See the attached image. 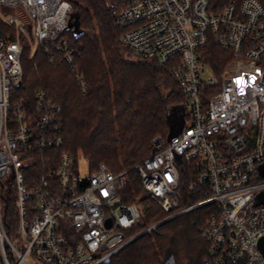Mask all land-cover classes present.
<instances>
[{
	"label": "built area",
	"instance_id": "built-area-1",
	"mask_svg": "<svg viewBox=\"0 0 264 264\" xmlns=\"http://www.w3.org/2000/svg\"><path fill=\"white\" fill-rule=\"evenodd\" d=\"M122 1L120 41L138 57L172 65L191 117L179 132L154 137L133 166L143 188L175 212L189 176L188 188L202 198L171 217L206 206L201 264H262L264 0ZM71 8L69 0H0L9 17L0 18V264H101L136 235H124L140 215L135 202L122 200L126 170L99 163L81 173L64 149L60 104L41 87L28 100L14 95L22 38L37 42L50 63L67 64L85 91L79 47L63 35ZM209 45L229 59L218 73L207 62ZM38 162L41 171L31 172ZM8 201L14 241L3 221Z\"/></svg>",
	"mask_w": 264,
	"mask_h": 264
},
{
	"label": "trees",
	"instance_id": "trees-1",
	"mask_svg": "<svg viewBox=\"0 0 264 264\" xmlns=\"http://www.w3.org/2000/svg\"><path fill=\"white\" fill-rule=\"evenodd\" d=\"M72 17L63 35L79 47L75 58L78 70L83 75L86 89L83 92L75 79L74 72L64 63H50L41 51L36 50L30 57L29 50H23V75L14 95L18 99H31L37 87L61 106L64 127V149L77 163L79 152L88 161L87 169L93 170L101 163H107L113 172L126 170L127 181L121 190L125 203L135 202L140 215L136 222L124 231L126 238L141 232L146 227L162 220L165 211L147 194L139 174L133 168L151 151L149 147L137 152L135 148L123 156L121 168L115 158L99 152L98 147L105 138L101 133L114 131V128L137 124L142 116V130L159 126L168 128L166 136L175 134L186 125V98L179 87L171 64L161 65L156 59H144L130 52L120 41L121 29L116 26V16L123 6L122 0H69ZM21 43H25L22 38ZM207 62L215 72H219L228 56L224 49L209 45L206 50ZM34 56V57H33ZM133 57L134 59H130ZM38 62L53 68V80L49 82L34 71ZM134 76L135 83L131 82ZM133 78V77H132ZM162 135V134H159ZM158 136V135H157ZM164 136V135H163ZM156 137V136H155ZM154 138V137H153ZM152 138V139H153ZM145 149V150H144ZM40 162L31 169L39 173ZM189 176H183L179 187V200L173 211L192 205L202 198L198 190L188 188ZM3 221L7 231L14 226L15 213L12 201L4 206ZM192 212L191 226L199 225L197 242L189 241L186 262L201 264L206 256V242L201 236V226L207 214L206 206L197 207ZM165 222L145 232L113 254L101 264H174V251L162 241L159 231Z\"/></svg>",
	"mask_w": 264,
	"mask_h": 264
},
{
	"label": "rangeland",
	"instance_id": "rangeland-1",
	"mask_svg": "<svg viewBox=\"0 0 264 264\" xmlns=\"http://www.w3.org/2000/svg\"><path fill=\"white\" fill-rule=\"evenodd\" d=\"M71 12V11H70ZM0 18L5 23L8 22L9 17L4 16L0 13ZM2 26V24H1ZM23 50H29L28 55L31 57L35 51L37 50V42L35 44H32L30 40H25V43L22 44ZM34 57V56H33ZM130 59H134L133 57H130ZM53 68H49L45 64L38 62L37 66H34V71L36 72L37 76H42L49 82L53 80V74L52 71ZM209 72V71H207ZM131 77L129 80L131 82L135 83L134 76L130 75ZM133 77V78H132ZM16 100H18L17 97H15ZM185 112H186V123L191 119L189 116V108L186 105L185 106ZM137 124L133 125L131 131L127 126H124L122 128H114V131L108 133L107 131L101 133V137L105 138L104 142L101 143V145L98 147V151L105 153V155L113 156L115 158L116 164L120 166L121 168L124 167L123 163V156L130 153L133 148L136 149L137 152H140L142 148L149 147L151 144V140L153 137L162 134L166 136L165 132L168 131V128H163L161 126L154 128L152 124H150V127L144 126L146 130H142V121L143 117H137ZM145 148V149H146ZM144 149V150H145ZM104 163V162H101ZM107 165V163H105ZM135 165V164H134ZM88 161L83 156L81 152L77 155V168L81 173H85L88 169ZM108 166V165H107ZM109 167V166H108ZM122 171V170H121ZM175 212L165 213V217L160 221H167L165 222L161 227H159V231L163 233L162 241H165L166 245L170 247L174 251V264H185V261L187 260L188 256V247H189V241L197 240V235L199 231V225L191 226L190 220L192 219V212H186L174 217H171ZM171 217V218H170ZM156 222V223H158ZM156 227V226H155ZM9 236L12 241L17 238V232L15 230V227L12 226L9 231Z\"/></svg>",
	"mask_w": 264,
	"mask_h": 264
},
{
	"label": "water",
	"instance_id": "water-1",
	"mask_svg": "<svg viewBox=\"0 0 264 264\" xmlns=\"http://www.w3.org/2000/svg\"><path fill=\"white\" fill-rule=\"evenodd\" d=\"M72 17H75V21H76V20H77V14H76L75 12H72V13L69 14V17H68V22H69V23H70V20L72 19ZM171 135H173V134H171ZM171 135H168V136H171ZM165 221H166V220H165ZM163 222H164V221H160V222L156 223V224L154 225V227L157 226V225H159V224H161V223H163ZM108 225H110V222L108 223ZM146 231H147V230H144V231H141L140 233L136 234V235L131 239V241L134 240L135 238H137L138 236H140L141 234L145 233ZM131 241H130V242H131ZM257 244H258V248H259V250L261 251V253H262V255H263V258H264V235L261 236V237L258 239ZM262 264H264V260H263V263H262Z\"/></svg>",
	"mask_w": 264,
	"mask_h": 264
}]
</instances>
